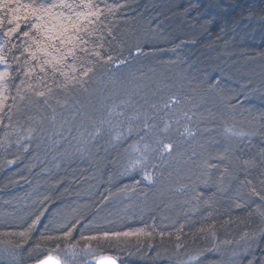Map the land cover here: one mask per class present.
<instances>
[{
	"label": "trees",
	"instance_id": "obj_1",
	"mask_svg": "<svg viewBox=\"0 0 264 264\" xmlns=\"http://www.w3.org/2000/svg\"><path fill=\"white\" fill-rule=\"evenodd\" d=\"M95 2L70 81L0 29V264H264V0Z\"/></svg>",
	"mask_w": 264,
	"mask_h": 264
},
{
	"label": "snow or ice",
	"instance_id": "obj_2",
	"mask_svg": "<svg viewBox=\"0 0 264 264\" xmlns=\"http://www.w3.org/2000/svg\"><path fill=\"white\" fill-rule=\"evenodd\" d=\"M102 16L103 10L95 0H52L51 3H45L43 0H0V29H3V35L9 40L15 37L27 42L23 46L22 54L26 53L29 58L25 60V75L29 77L38 67L45 75L48 71L52 74L59 73L66 81H70L65 69L75 72L76 61L82 59L77 54L82 52L87 56L89 49L86 46L98 30ZM2 51L3 49H0V52ZM93 54L98 55V53ZM16 59L19 60V57ZM69 60L71 63H67ZM4 61V56L0 55V63ZM84 74L87 75V70ZM8 77L7 68L0 72V107H3L7 99L4 93L7 88L5 81ZM64 86L66 87L67 84ZM37 94L44 95L43 92ZM172 103L176 101L166 102L164 107L169 108ZM167 128L166 124L164 130L166 131ZM171 147L170 144H163L164 149L170 150ZM37 221H33L30 228L34 227ZM21 235L26 234L21 233ZM114 235L128 236L131 233ZM107 236L108 234H105V238ZM87 239H97V237ZM38 264H60V261L49 255L39 260ZM97 264H116V261L104 256Z\"/></svg>",
	"mask_w": 264,
	"mask_h": 264
},
{
	"label": "rangeland",
	"instance_id": "obj_3",
	"mask_svg": "<svg viewBox=\"0 0 264 264\" xmlns=\"http://www.w3.org/2000/svg\"><path fill=\"white\" fill-rule=\"evenodd\" d=\"M80 255H81V254H80ZM86 255H87V258H90L88 254H86ZM75 256H76V253L71 254L70 257H68L67 260L65 259L66 262H64V261L62 262L58 257H57V258L59 259V261L61 262V264H72L73 259H74ZM81 256H82V255H81ZM95 261H96V260H94L93 263H91V264H94ZM87 264H89V263H87Z\"/></svg>",
	"mask_w": 264,
	"mask_h": 264
},
{
	"label": "water",
	"instance_id": "obj_4",
	"mask_svg": "<svg viewBox=\"0 0 264 264\" xmlns=\"http://www.w3.org/2000/svg\"><path fill=\"white\" fill-rule=\"evenodd\" d=\"M51 256H52V255H51ZM53 257H55V256H53ZM103 257H104V256H103ZM107 257H111V256H107ZM56 258H57V257H56ZM100 258H101V257L97 258L94 264H97V262L100 260ZM111 258H112L113 260L116 261V264H119L118 261H117L115 258H113V257H111ZM43 259H44V258H43ZM34 264H38V262H36V263H34ZM60 264H61V262H60Z\"/></svg>",
	"mask_w": 264,
	"mask_h": 264
}]
</instances>
